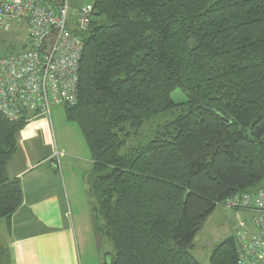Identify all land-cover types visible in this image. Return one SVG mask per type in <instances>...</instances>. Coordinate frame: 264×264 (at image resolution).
Instances as JSON below:
<instances>
[{
    "label": "trees",
    "instance_id": "trees-1",
    "mask_svg": "<svg viewBox=\"0 0 264 264\" xmlns=\"http://www.w3.org/2000/svg\"><path fill=\"white\" fill-rule=\"evenodd\" d=\"M70 4L82 52L77 100L63 111L93 162V221L113 249L103 264H200L193 242L215 208L264 191V0H90L84 31L73 16L82 0ZM176 89L185 103L172 101ZM176 111L144 139L145 123ZM27 123L0 114L7 225L22 204L7 165ZM237 254L232 235L209 264Z\"/></svg>",
    "mask_w": 264,
    "mask_h": 264
},
{
    "label": "crops",
    "instance_id": "crops-1",
    "mask_svg": "<svg viewBox=\"0 0 264 264\" xmlns=\"http://www.w3.org/2000/svg\"><path fill=\"white\" fill-rule=\"evenodd\" d=\"M60 107L17 135L7 174L19 180L22 204L9 225L0 220V238L7 240L0 264H103L109 254L91 211V156L77 125L62 121Z\"/></svg>",
    "mask_w": 264,
    "mask_h": 264
},
{
    "label": "built area",
    "instance_id": "built-area-1",
    "mask_svg": "<svg viewBox=\"0 0 264 264\" xmlns=\"http://www.w3.org/2000/svg\"><path fill=\"white\" fill-rule=\"evenodd\" d=\"M71 0H0V30L21 26L24 48L0 58V114L10 122L50 116L53 106L77 100L81 41L69 31ZM75 28H88L92 4L74 11ZM56 151V155H60ZM246 214L237 223V264H264V191L236 195L222 205Z\"/></svg>",
    "mask_w": 264,
    "mask_h": 264
},
{
    "label": "rangeland",
    "instance_id": "rangeland-1",
    "mask_svg": "<svg viewBox=\"0 0 264 264\" xmlns=\"http://www.w3.org/2000/svg\"><path fill=\"white\" fill-rule=\"evenodd\" d=\"M73 2V0H72ZM90 0H82V3H89ZM72 6V4H71ZM72 7L69 10V21H72ZM25 32L21 26L15 24L12 28L5 32L0 30V57L6 56L12 51H19L21 43L24 42ZM171 99L176 104L185 103L187 101L186 95L179 89H176L171 94ZM61 111V119L64 121L63 107L59 108ZM178 111L173 114H161L151 119L150 122L145 123L140 133L144 139L151 138L154 130L158 129L165 122L170 121ZM142 137V138H143ZM246 214L241 212L228 211L222 206H217L214 212L205 220L200 230L197 232L191 254L200 264H209V256L212 249L221 243L224 239L231 236V229L237 226L240 219H243ZM5 235L3 239L0 238V247L5 246ZM101 248L109 253H112V245L109 242L102 243ZM102 250V251H103Z\"/></svg>",
    "mask_w": 264,
    "mask_h": 264
}]
</instances>
